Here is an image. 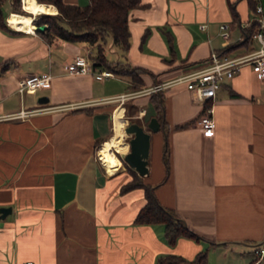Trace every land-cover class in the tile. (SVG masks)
Here are the masks:
<instances>
[{
    "label": "crops",
    "instance_id": "0c3cea01",
    "mask_svg": "<svg viewBox=\"0 0 264 264\" xmlns=\"http://www.w3.org/2000/svg\"><path fill=\"white\" fill-rule=\"evenodd\" d=\"M256 6L261 12L246 0H141L129 12L128 50L122 54L111 37L107 48L102 45L109 58L147 71L134 92L128 76L113 72L95 79L64 72L65 63L96 45L46 39L36 25L33 32L0 28V60L11 62L0 75V207H11L0 217V264H157L167 254L191 260L201 250L244 254L250 247L247 264L256 258L254 249L264 238V79L242 62L221 83L208 101L215 123L209 135L198 124L204 104L185 83L175 82L207 67L212 51L228 48L226 56L241 58L264 49L243 31L256 21L264 35L262 0ZM3 9L9 11V0ZM222 23L229 25L227 40L220 35ZM46 72L50 87L18 92L21 78ZM152 89H164V115L160 130L151 133L143 178L199 240L180 237L169 245L162 224L133 223L144 197L141 188L120 193L130 178L115 153L128 150L124 136L125 150L111 146L115 161L105 165L98 153L114 134L115 113L124 116L127 102L133 107L129 119L145 125L155 116ZM125 93L133 94L122 103L114 100ZM42 95L47 102L37 100ZM118 122L121 128V117Z\"/></svg>",
    "mask_w": 264,
    "mask_h": 264
},
{
    "label": "trees",
    "instance_id": "16d2710c",
    "mask_svg": "<svg viewBox=\"0 0 264 264\" xmlns=\"http://www.w3.org/2000/svg\"><path fill=\"white\" fill-rule=\"evenodd\" d=\"M7 0H0V28L17 31L12 29L6 22L9 12L26 13L22 8L21 0H9L10 9L4 11L3 4ZM41 3H51L57 7L56 14L41 13L33 19V23L37 26L46 24L44 31L37 30L46 39L56 36L65 41L73 43H82L84 45H96L95 49L88 53V58L92 63L94 70L106 69L116 74L128 76L131 80V85L128 86L129 92H134L142 88L143 81L140 73L147 72L140 67L129 66L125 59H111L107 56L102 48L101 42H104L107 37H111L113 45L124 54L130 45V30L128 25V16L131 9L140 6L141 0H88L85 5L75 3H66L63 0H36ZM251 10L256 11L257 0H246ZM231 12L233 18H237V13L233 4H231ZM259 23L251 22L249 27L243 29L245 39H250L259 30ZM170 41V38H169ZM172 48V46L170 45ZM225 48L219 52V55H225ZM11 66V62L0 60V75L7 71ZM186 86V85H185ZM163 90H153L150 92V99L155 108V116L159 121L163 119L164 95ZM209 101V100H208ZM208 101L202 107V113ZM117 102V100H116ZM130 114V113H129ZM130 121H138L134 118ZM165 121L163 120V123ZM167 129L164 130V148L163 161L166 172H168V157H167ZM107 139V138H106ZM105 139V140H106ZM99 146L96 147L98 149ZM126 164V163H125ZM126 169L130 178L120 186V193H126L135 188L143 190L144 203L138 209L133 223L135 224H162L164 227V235L169 245L175 244L178 238H193L199 240L200 237L193 229L181 218L173 209L162 205L154 194V186L147 183L143 176L126 164ZM168 173H166L165 177ZM163 179L162 181H164ZM161 181V182H162ZM258 245V244H257ZM207 259L206 250L199 251L193 259L187 260L184 257L176 254H167L161 256L157 260V264H205ZM249 264H264L257 257Z\"/></svg>",
    "mask_w": 264,
    "mask_h": 264
},
{
    "label": "built area",
    "instance_id": "2783aa9c",
    "mask_svg": "<svg viewBox=\"0 0 264 264\" xmlns=\"http://www.w3.org/2000/svg\"><path fill=\"white\" fill-rule=\"evenodd\" d=\"M261 10V6H256L257 12H261ZM262 26L263 25H261V27ZM204 27L205 24L200 25V28ZM219 29L222 38L224 40L229 39V25L227 23H222L219 25ZM254 37L261 45H264V35L261 31H257ZM108 48L111 50V46ZM87 55L88 52L84 55L78 54L74 56L71 61L64 64V72L68 75L91 74L95 79L113 76V72L110 70H94ZM209 58L210 64L207 67L178 77L175 81L185 83L187 90L192 93L194 99L202 104H205L206 101L215 97L216 91L221 83L225 79H230L242 62H249L257 76L264 79V49L257 50L241 58H229L226 55H219L216 51H212ZM50 86L51 74L49 72L29 74L19 80L17 90L19 93H35L38 89H44ZM158 87L159 86H157L156 89H158ZM131 94L133 93L121 94L114 98V100L122 103L127 97L131 96ZM212 112V105H207L204 109V113L198 120L200 128L206 135L212 134L214 131L215 123L212 118ZM254 254L258 259L264 258V238L255 247ZM26 264L34 263L31 260H27Z\"/></svg>",
    "mask_w": 264,
    "mask_h": 264
},
{
    "label": "water",
    "instance_id": "95a60500",
    "mask_svg": "<svg viewBox=\"0 0 264 264\" xmlns=\"http://www.w3.org/2000/svg\"><path fill=\"white\" fill-rule=\"evenodd\" d=\"M37 26V25H36ZM47 25L42 24L37 26V30L43 31ZM39 102L44 103L48 101L46 95H42L37 99ZM126 125L124 131L128 138V150L123 154L122 160L131 168H133L138 175L144 176L149 172V151H150V136L152 132L160 130L161 124L156 116H151L146 125L137 121H128L124 119ZM11 211V207H0V217L3 218Z\"/></svg>",
    "mask_w": 264,
    "mask_h": 264
},
{
    "label": "bare ground",
    "instance_id": "6f19581e",
    "mask_svg": "<svg viewBox=\"0 0 264 264\" xmlns=\"http://www.w3.org/2000/svg\"><path fill=\"white\" fill-rule=\"evenodd\" d=\"M23 2V9L26 13H19V12H11L7 16V23L14 29L33 32L35 29V24L33 23V19L41 13H48V14H56L58 10L55 6L39 3L36 0H22ZM121 117V111L117 110L115 113V131L114 134L107 139L101 145L98 153L100 158L102 159L105 165L115 161L114 156L112 155L111 146L115 147L116 149H123L127 148V145L124 143L122 144V138L124 136V123L122 122V127L120 128V123L118 122L119 118ZM113 150V149H112Z\"/></svg>",
    "mask_w": 264,
    "mask_h": 264
},
{
    "label": "rangeland",
    "instance_id": "374dc122",
    "mask_svg": "<svg viewBox=\"0 0 264 264\" xmlns=\"http://www.w3.org/2000/svg\"><path fill=\"white\" fill-rule=\"evenodd\" d=\"M262 2L264 4V0H262ZM21 5H22V1H21ZM22 8H23V6H22ZM26 14H28V13H26ZM36 17H38V16H36ZM105 42H106V40L104 42H101V44L104 45L107 48V46L105 45ZM87 52L90 53L89 51H87ZM117 102L120 103L119 101H117ZM126 109H127V111H126ZM132 111H133V107L131 109L129 103L127 102L125 104V115L123 116V113H122V116H121V119H122V121H123V123L125 125H126V122H124V119L127 118V120L130 121V119L127 116ZM146 119H147V117L144 118L143 121L146 122ZM136 120H138L137 122H139V123L141 122V120H139V119H136ZM121 125H123L122 122H121ZM145 125H146V123H145ZM128 138H129V135H127L126 133H124V140L126 142L128 141ZM115 153L119 157L118 160H120L121 165L123 167H127L126 164H125V162L122 160L123 153H118L116 151H115ZM250 248H249L248 252L246 251V253H244V254H240V253L239 254H237V253H227V255H223L222 252H221V250L210 249L207 252V261H208L207 264H247L253 258L252 257V252H251V249Z\"/></svg>",
    "mask_w": 264,
    "mask_h": 264
}]
</instances>
